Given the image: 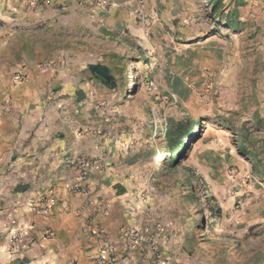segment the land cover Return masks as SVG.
<instances>
[{"label":"crops","instance_id":"crops-1","mask_svg":"<svg viewBox=\"0 0 264 264\" xmlns=\"http://www.w3.org/2000/svg\"><path fill=\"white\" fill-rule=\"evenodd\" d=\"M24 4L0 0V10ZM50 6L22 19L39 26L25 33V59L0 62V264H140L149 227L125 195L133 184L126 158L141 133L122 127V112L104 96L109 85L90 68L110 72L104 58L126 52L144 62L169 57L164 77L160 66L151 73L161 96L187 106L204 94L209 108L198 118L208 130L237 135L239 128L264 144V15L238 17L240 46L250 44L236 52V22L223 1L226 11L207 18L195 7L188 12L183 0H50ZM224 142L250 159L251 145ZM244 200L248 213L233 219L259 229L263 201L251 205L250 194Z\"/></svg>","mask_w":264,"mask_h":264},{"label":"rangeland","instance_id":"rangeland-1","mask_svg":"<svg viewBox=\"0 0 264 264\" xmlns=\"http://www.w3.org/2000/svg\"><path fill=\"white\" fill-rule=\"evenodd\" d=\"M23 1H26L23 9L0 10V62L4 59L22 62L27 55L25 33L39 28L32 24L25 26L22 19L34 15L42 7L43 14L53 10L47 4L49 0ZM183 1L188 12L195 7L198 13L207 18L213 12L211 1L214 4L217 0ZM222 1L224 6L229 5L230 8L225 15H229L236 23L240 16L264 15V0ZM232 4H235V8ZM46 6L48 8L44 9ZM221 10L226 11L222 7L219 11ZM6 12L15 14L9 15ZM236 23L234 39L236 52H240L242 47L246 50L250 43L240 46L243 36L238 33L242 31V25ZM218 26L226 33L225 26ZM253 26L255 25H251ZM148 28L152 29L150 21ZM224 35L227 37L230 34ZM224 35L222 38H225ZM256 46L254 43V47ZM93 56L96 60L100 58L98 54L93 55L92 51ZM168 58L153 56L150 62H144L136 54L126 52L124 56L106 57L102 61L110 68L113 83L104 88V96L111 102L113 109L122 112V127L126 130L135 127L141 133L139 145L126 158V164L133 172V177L128 179L133 180V184L125 195L128 204L135 210L132 214L136 217L137 211H140L137 214L138 220L149 227V232L145 233L148 238L143 240L147 248L140 253L139 259L142 264H216L219 261L227 264L256 258L258 264H264V222L259 229L258 226L247 229L242 224L243 217L233 219L236 212L238 215L248 213V210L244 211L242 204L249 194L251 205L262 201L264 203V144H260L258 136H252L254 131L251 132L253 134L250 141L243 129L238 128L237 135H221L208 130L204 120L198 118L206 115L202 108H209L201 101L205 98L204 94L198 95V99L192 100V104L187 106L180 105L178 99L176 102L175 98L161 96L151 73L160 66L161 77H164L170 65ZM50 63L47 60L46 67H50ZM230 118L231 116L226 119ZM178 124L193 126V134L196 135L193 140L190 137L184 139L187 148L173 167L177 172L171 175L166 170L169 166L165 163L169 156L167 131L173 130ZM226 140H230L235 148L237 141L241 147L243 143L246 148L251 145L253 150L247 151L250 159L237 149L229 151L224 142ZM162 169H165V173L160 174ZM184 174L192 177L197 188L195 202L184 199ZM176 181H180L182 186L175 184ZM208 196L215 199L217 206L223 211V217L214 222L209 212ZM153 197H156L155 204H152ZM199 206L204 209L208 225L213 226V229L200 228L203 215Z\"/></svg>","mask_w":264,"mask_h":264},{"label":"trees","instance_id":"trees-1","mask_svg":"<svg viewBox=\"0 0 264 264\" xmlns=\"http://www.w3.org/2000/svg\"><path fill=\"white\" fill-rule=\"evenodd\" d=\"M222 7V0H217L215 1L214 5H213V11L214 12H220L219 10ZM109 73V72H108ZM110 75V73H109ZM112 80V78H111ZM109 86L112 85V81L110 83H106ZM193 126H190L188 124L183 125V124H178L176 125V127H174L173 130H169L167 131V141H168V152H169V156L167 158V161H165L166 165L169 166L166 168V170L169 172V174L173 175L174 173H176L177 171L173 170V167L176 163V161L182 156L183 152L185 151V149L187 148V144L184 143V139L187 137H190V140H193L194 135L193 134ZM190 143V141H188ZM166 160V159H165ZM165 173V169H162L160 171V174ZM185 178H186V183H183V190L182 193H184V199L186 201H191V202H195L196 198L195 196L197 195V188L195 187L194 183H193V179L191 176L184 174ZM161 183V182H160ZM175 184H182L180 181H176ZM182 186V185H181ZM185 187V188H184ZM120 188V187H119ZM165 188V186H164ZM190 189V191H186V189ZM126 192V190L124 188L120 189V193L124 194ZM203 215L202 217V224L200 225L201 229H213V226L209 227L208 225V220L206 219V216L204 215V209L199 206L198 207ZM209 212H210V216L211 219L214 221H216L218 218H220L221 216V212L222 209L216 205L214 206H210L209 207ZM199 226H197L198 228Z\"/></svg>","mask_w":264,"mask_h":264},{"label":"water","instance_id":"water-1","mask_svg":"<svg viewBox=\"0 0 264 264\" xmlns=\"http://www.w3.org/2000/svg\"><path fill=\"white\" fill-rule=\"evenodd\" d=\"M91 71L94 75H96L98 78H100L102 81L106 82V83H110L111 82V76L109 75L108 71L106 70L105 67L101 66V65H96V66H91ZM79 97H82V94L79 93ZM26 186H21L19 188V191H24L26 190Z\"/></svg>","mask_w":264,"mask_h":264},{"label":"built area","instance_id":"built-area-1","mask_svg":"<svg viewBox=\"0 0 264 264\" xmlns=\"http://www.w3.org/2000/svg\"><path fill=\"white\" fill-rule=\"evenodd\" d=\"M47 4H50V0H49V1H47Z\"/></svg>","mask_w":264,"mask_h":264}]
</instances>
